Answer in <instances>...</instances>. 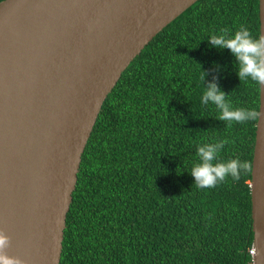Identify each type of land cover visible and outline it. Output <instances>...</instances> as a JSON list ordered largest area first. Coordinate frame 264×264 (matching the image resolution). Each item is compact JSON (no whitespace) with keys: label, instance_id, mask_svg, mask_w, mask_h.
I'll return each instance as SVG.
<instances>
[{"label":"trees","instance_id":"obj_1","mask_svg":"<svg viewBox=\"0 0 264 264\" xmlns=\"http://www.w3.org/2000/svg\"><path fill=\"white\" fill-rule=\"evenodd\" d=\"M258 2L197 1L122 73L81 157L59 264H252L259 85L239 81L228 50L207 39L242 25L259 36ZM214 62L233 107L253 119L227 127L214 105H201L200 65L209 70ZM220 139L228 141L221 160L250 167L238 181L199 189L189 173L196 150Z\"/></svg>","mask_w":264,"mask_h":264},{"label":"water","instance_id":"obj_2","mask_svg":"<svg viewBox=\"0 0 264 264\" xmlns=\"http://www.w3.org/2000/svg\"><path fill=\"white\" fill-rule=\"evenodd\" d=\"M199 0L0 2V232L21 264H59L81 157L122 73ZM259 36L264 0H258ZM252 264H264V86L251 163Z\"/></svg>","mask_w":264,"mask_h":264},{"label":"clouds","instance_id":"obj_3","mask_svg":"<svg viewBox=\"0 0 264 264\" xmlns=\"http://www.w3.org/2000/svg\"><path fill=\"white\" fill-rule=\"evenodd\" d=\"M209 46L217 51L227 49L236 64L235 74L239 81H252L264 86V34L254 37L246 26H240L235 31L221 29L208 37ZM222 66L213 63L209 70H202L200 65L199 83L203 88L200 103L203 106L214 105L219 110L218 120L243 124L253 119L255 114L243 107H233L228 97L218 84V76ZM211 74V79L206 77ZM228 143L220 139L213 143H205L197 148V161L189 172L193 183L199 189H210L224 182L227 178L238 181L242 172L250 165L239 158L221 160L220 156ZM9 237L0 232V264H21L19 258L9 256L5 249L9 247Z\"/></svg>","mask_w":264,"mask_h":264},{"label":"built area","instance_id":"obj_4","mask_svg":"<svg viewBox=\"0 0 264 264\" xmlns=\"http://www.w3.org/2000/svg\"><path fill=\"white\" fill-rule=\"evenodd\" d=\"M250 253H251V255L253 256V254H254V250L252 249V250L250 251Z\"/></svg>","mask_w":264,"mask_h":264},{"label":"rangeland","instance_id":"obj_5","mask_svg":"<svg viewBox=\"0 0 264 264\" xmlns=\"http://www.w3.org/2000/svg\"><path fill=\"white\" fill-rule=\"evenodd\" d=\"M253 249V248H252Z\"/></svg>","mask_w":264,"mask_h":264}]
</instances>
